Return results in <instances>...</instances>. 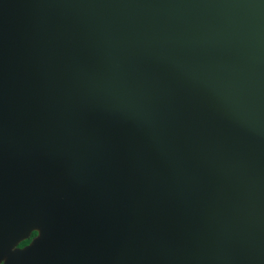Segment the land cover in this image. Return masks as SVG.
Here are the masks:
<instances>
[{
	"label": "water",
	"instance_id": "water-1",
	"mask_svg": "<svg viewBox=\"0 0 264 264\" xmlns=\"http://www.w3.org/2000/svg\"><path fill=\"white\" fill-rule=\"evenodd\" d=\"M0 264H264V0H0Z\"/></svg>",
	"mask_w": 264,
	"mask_h": 264
},
{
	"label": "trees",
	"instance_id": "trees-1",
	"mask_svg": "<svg viewBox=\"0 0 264 264\" xmlns=\"http://www.w3.org/2000/svg\"><path fill=\"white\" fill-rule=\"evenodd\" d=\"M36 236V232H32L30 237L27 238L26 240H23L22 242H20L18 244L19 247H24L26 246L27 244H29V242L32 240V238H34Z\"/></svg>",
	"mask_w": 264,
	"mask_h": 264
},
{
	"label": "flooded vegetation",
	"instance_id": "flooded-vegetation-1",
	"mask_svg": "<svg viewBox=\"0 0 264 264\" xmlns=\"http://www.w3.org/2000/svg\"><path fill=\"white\" fill-rule=\"evenodd\" d=\"M19 247V246H18ZM19 248H22V247H19Z\"/></svg>",
	"mask_w": 264,
	"mask_h": 264
},
{
	"label": "rangeland",
	"instance_id": "rangeland-1",
	"mask_svg": "<svg viewBox=\"0 0 264 264\" xmlns=\"http://www.w3.org/2000/svg\"><path fill=\"white\" fill-rule=\"evenodd\" d=\"M2 263H3V261H2Z\"/></svg>",
	"mask_w": 264,
	"mask_h": 264
}]
</instances>
